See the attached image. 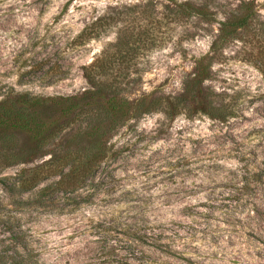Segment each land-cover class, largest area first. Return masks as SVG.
I'll list each match as a JSON object with an SVG mask.
<instances>
[{"label":"rangeland","instance_id":"obj_1","mask_svg":"<svg viewBox=\"0 0 264 264\" xmlns=\"http://www.w3.org/2000/svg\"><path fill=\"white\" fill-rule=\"evenodd\" d=\"M175 1L212 20L175 16ZM241 1L0 0V94H78L89 87L83 66L106 49L123 97L178 95L207 55L203 85L223 115L191 101L128 121L78 192L42 198L0 181V264H264V0H253L249 28L210 50ZM93 21L104 31L78 44ZM41 61L64 77L45 83Z\"/></svg>","mask_w":264,"mask_h":264},{"label":"trees","instance_id":"obj_2","mask_svg":"<svg viewBox=\"0 0 264 264\" xmlns=\"http://www.w3.org/2000/svg\"><path fill=\"white\" fill-rule=\"evenodd\" d=\"M173 3L175 16L212 20L204 6L190 1ZM255 15L253 0L241 1L219 22L210 50L213 51L216 44L221 47L238 37L241 29L251 26ZM102 31V24L93 21L84 25L75 38L81 44ZM115 44L121 45L119 38ZM209 60L207 55L195 60L193 72L183 80L178 95H159L152 91L133 99L123 97L115 77H109L111 61L106 49L83 66L89 87L78 94L39 96L7 88L0 94V171L11 166L19 168L13 175L0 179L7 183L6 191L36 190L37 196L42 198L55 191L78 192L114 154L110 143L112 135L143 114L161 111L165 116H173L187 110L191 101H201L207 108L197 109L212 119L223 118L203 85L209 78ZM43 65L39 62L38 68L44 72L45 83L63 78L66 73L58 66L43 69Z\"/></svg>","mask_w":264,"mask_h":264}]
</instances>
